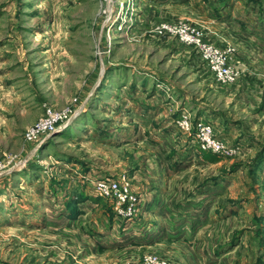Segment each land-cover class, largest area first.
<instances>
[{"label": "rangeland", "instance_id": "obj_1", "mask_svg": "<svg viewBox=\"0 0 264 264\" xmlns=\"http://www.w3.org/2000/svg\"><path fill=\"white\" fill-rule=\"evenodd\" d=\"M178 23L258 72L216 83L160 32ZM256 78L264 0H0V264H264V154L213 122ZM45 107L73 114L37 147L23 133ZM200 120L231 155L188 143L179 123ZM122 177L132 204L93 196Z\"/></svg>", "mask_w": 264, "mask_h": 264}, {"label": "built area", "instance_id": "obj_2", "mask_svg": "<svg viewBox=\"0 0 264 264\" xmlns=\"http://www.w3.org/2000/svg\"><path fill=\"white\" fill-rule=\"evenodd\" d=\"M108 1V0H103ZM160 32L169 34L176 38L181 44L190 47L199 55L207 70L212 75L214 81L222 86L235 84L241 77L242 72L235 66L233 62L234 49L230 46L220 48L210 44L204 38L203 31L186 23H178L174 26L163 25ZM72 111L69 108L52 109L45 107L42 116L23 133V139L28 143L42 145L48 138L57 133L70 123ZM210 122L200 120L191 124L188 121L179 123L184 137L188 139V143L196 146L203 153L212 154L217 157H226L232 154V147L215 133ZM231 147V148H230ZM10 162L0 165V173L7 168ZM17 164H13L8 171L15 168ZM126 177H122L121 181L102 178L95 181L93 185V196L102 199H115L119 202H133V196L128 188ZM130 208L124 216L130 217Z\"/></svg>", "mask_w": 264, "mask_h": 264}, {"label": "crops", "instance_id": "obj_3", "mask_svg": "<svg viewBox=\"0 0 264 264\" xmlns=\"http://www.w3.org/2000/svg\"><path fill=\"white\" fill-rule=\"evenodd\" d=\"M234 64L235 66L243 73H247L249 76L257 73L259 68H250L246 69V66L241 63V61L237 60L239 57L243 60L246 59V56L243 55L242 52L237 51L236 54H234ZM246 63V62H245ZM253 80V79H252ZM257 84H264V80L260 79V81L256 78ZM264 87H262V90L260 93H257V96L251 95L253 97L252 100H249V95H239L237 98H235L234 103V110L237 107L239 114L237 115V111L235 113L234 117L231 116H225L222 115L215 116L214 124L218 126V132L221 133V135L224 136H231L232 139H235L238 141L239 145L246 144V141H253L257 144V151L255 155H263L264 154ZM247 101L243 104L240 103ZM220 117V118H217ZM210 120H213L212 117ZM212 122V121H211ZM248 141V144H250ZM262 141V142H261ZM28 146V145H27ZM38 147V146H37ZM36 148V146H34ZM249 150H254V148H249ZM37 153V150H35ZM30 154V150L27 148H24L22 152L19 154V156H28ZM17 166L15 170H20L19 164L16 163ZM14 170V169H13Z\"/></svg>", "mask_w": 264, "mask_h": 264}]
</instances>
